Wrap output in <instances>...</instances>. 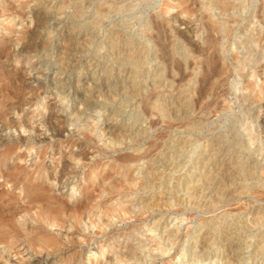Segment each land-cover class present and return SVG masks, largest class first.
<instances>
[{
  "label": "rangeland",
  "instance_id": "1",
  "mask_svg": "<svg viewBox=\"0 0 264 264\" xmlns=\"http://www.w3.org/2000/svg\"><path fill=\"white\" fill-rule=\"evenodd\" d=\"M164 3L0 0V263L264 264V0Z\"/></svg>",
  "mask_w": 264,
  "mask_h": 264
},
{
  "label": "bare ground",
  "instance_id": "2",
  "mask_svg": "<svg viewBox=\"0 0 264 264\" xmlns=\"http://www.w3.org/2000/svg\"><path fill=\"white\" fill-rule=\"evenodd\" d=\"M47 1V0H46ZM164 6H165V12L166 13H168V11H170L171 9H172V6H170L169 5V3H167L168 2V0H164ZM192 4V3H191ZM190 4V5H191ZM53 5H55V4H53ZM195 5V4H194ZM194 5H192V7H194ZM196 6V5H195ZM192 9H194V8H192ZM195 11V10H194ZM190 12V11H189ZM192 12H193V10H192ZM167 15V14H166ZM47 17H49V16H47ZM36 18V17H35ZM169 20V19H168ZM160 23V22H159ZM63 24V23H62ZM154 24H155V22H154ZM163 24V23H162ZM204 24H205V22H204ZM156 25V24H155ZM66 26V25H65ZM68 26V25H67ZM158 26V25H157ZM165 26V25H164ZM65 28V27H64ZM155 28H157V27H155ZM159 28H160V26H159ZM159 28H158V30H159ZM34 30V29H33ZM60 30V29H59ZM62 30V29H61ZM65 30V29H64ZM165 30V29H164ZM67 31V30H66ZM167 31V30H166ZM34 32V31H33ZM59 32V31H58ZM69 32V31H68ZM168 32V31H167ZM62 33V32H61ZM72 34V33H71ZM167 34V33H166ZM65 35V34H64ZM63 35V36H64ZM116 35V34H115ZM74 36V35H73ZM218 36V35H217ZM62 37V36H61ZM71 37V36H70ZM68 38V37H67ZM77 38V37H76ZM154 38V37H153ZM72 39V38H71ZM219 39V38H218ZM81 40V39H80ZM60 41V40H59ZM72 41H74V40H72ZM212 41H213V39H212ZM77 42V41H76ZM79 42V41H78ZM62 43V42H61ZM68 43V42H67ZM74 43V42H73ZM124 43V42H123ZM58 44V43H57ZM85 44V43H84ZM161 44V43H160ZM138 45V44H137ZM162 45V44H161ZM167 45V44H166ZM59 47V46H58ZM62 47V46H61ZM69 47V46H68ZM121 47V46H120ZM140 47H141V45H140ZM161 47V46H160ZM69 49L70 48H68V50L67 49H65V48H60V55H59V57H61L60 58V60H66V59H68V60H72L73 59V55L71 54V53H69ZM76 49V48H75ZM142 49V48H141ZM163 49H164V47H163ZM165 50V49H164ZM167 50V49H166ZM165 50V51H166ZM139 51V50H138ZM142 51V50H141ZM83 53V52H82ZM128 53V52H127ZM80 54V53H79ZM82 55V54H81ZM121 55V54H120ZM119 55V56H120ZM145 55H146V53H145ZM211 55V54H210ZM139 56V55H138ZM171 56V55H170ZM167 57V56H166ZM215 57V56H214ZM214 57H213V59H214ZM77 58V57H76ZM164 58V57H163ZM169 58V57H168ZM206 58V57H205ZM124 59V58H123ZM167 59V58H166ZM219 59V58H218ZM125 60V59H124ZM207 60V59H206ZM211 60V59H210ZM83 61V60H82ZM169 61V60H168ZM94 62V61H93ZM133 63V62H132ZM77 64H79L78 62H77ZM96 63H94V65H95ZM218 64V63H217ZM88 65V64H87ZM170 65V64H169ZM205 65V64H204ZM211 65V64H210ZM76 66V65H75ZM79 66V65H78ZM180 66V65H179ZM178 67V66H177ZM204 67V66H203ZM212 67V66H211ZM216 67V66H215ZM218 67V66H217ZM170 68V67H169ZM178 68H180V67H178ZM182 68L183 67H181V70H182ZM67 69H68V67H67ZM74 69V68H73ZM176 69V68H175ZM77 70V69H76ZM89 70V69H88ZM98 70V69H97ZM163 70V69H162ZM167 70V69H166ZM165 70V71H166ZM212 70V69H211ZM73 71V70H72ZM87 71V70H86ZM168 71V70H167ZM213 72H215L214 70H212ZM212 71H211V73H212ZM217 71V70H216ZM22 72V71H21ZM182 72V71H181ZM137 73V72H136ZM158 73V72H157ZM216 73V72H215ZM214 73V74H215ZM257 73V72H256ZM66 74V73H65ZM170 74V73H169ZM205 74V73H204ZM182 75V74H181ZM210 75H212V74H210ZM94 76H95V78H96V74H94ZM99 76V75H98ZM122 76V75H121ZM154 76V75H153ZM214 76V75H213ZM85 77V76H84ZM135 77V76H134ZM149 77V76H148ZM151 77V76H150ZM68 78V77H67ZM72 78V77H71ZM147 78V77H146ZM160 78V77H159ZM250 78V77H249ZM64 79V78H63ZM97 79V78H96ZM101 79V78H100ZM156 79H158V78H156ZM72 80V79H71ZM125 80H127V79H125ZM209 80H210V78H209ZM70 81V80H69ZM73 81V80H72ZM82 81V80H81ZM93 81V82H92ZM108 81V80H107ZM115 81V80H114ZM120 81V80H119ZM123 81V80H122ZM177 81V80H176ZM207 81H208V78H207ZM207 81H206V83H207ZM244 81V80H243ZM108 82H110V81H108ZM113 82V81H112ZM245 82V81H244ZM70 83H73V82H70ZM69 83V84H70ZM116 83V82H115ZM119 83V82H118ZM120 84V83H119ZM130 84V83H129ZM160 84V83H159ZM208 84V83H207ZM118 85V84H117ZM128 85V84H127ZM130 86H132V85H130ZM162 86V85H161ZM122 87V86H121ZM136 87V86H135ZM129 88V87H128ZM123 89H125L126 91H128L127 90V87L126 88H124L123 87ZM135 89V88H134ZM146 89V88H145ZM205 89V88H204ZM244 89L246 90V91H250V93H252L253 94V96L256 98V99H262V98H264V88L262 87L261 88V90L259 91H257V89H256V86H255V83L253 82V81H249V82H246V84L244 85ZM73 90H74V88H73ZM113 91H114V89H113V86H111V85H103L102 83L101 84H98V83H96V81L94 80V78L93 77H85V79H84V82L82 83V82H79V83H77V86H76V91H75V93H74V95L76 94V96H78V98H79V100L80 101H82V104H81V106H82V113L84 112V114L85 113H88V112H90V111H94V110H96L98 107H100V106H102V105H100L98 102H97V100H98V98H97V96H96V93L97 92H100V93H108L109 95V97H108V100H110V99H112L113 98ZM121 91V90H120ZM143 91H144V89H143ZM142 91V92H143ZM119 92V91H118ZM203 93H204V90H203ZM202 93V94H203ZM249 93V94H250ZM124 94V93H123ZM184 95H185V93H184ZM122 96H124V95H122ZM188 97V96H187ZM127 100V99H126ZM3 101V100H2ZM79 102V101H78ZM100 102V101H99ZM180 102V101H179ZM168 103V102H167ZM166 104V103H165ZM104 105V104H103ZM166 106V105H165ZM115 107V106H114ZM14 109H16V108H14ZM134 109H135V107H134ZM118 110V109H117ZM122 110V109H121ZM170 110H171V108H170ZM177 110V109H176ZM180 111V110H179ZM192 111V110H191ZM4 112V111H3ZM6 112V111H5ZM167 112H169V111H167ZM173 111H171V113H172ZM255 112V111H254ZM175 113V112H174ZM185 113V112H184ZM176 114H178V113H176ZM188 114V113H187ZM139 115V114H138ZM172 115H175V114H172ZM182 115V114H181ZM250 115V114H249ZM114 116V115H113ZM116 116V115H115ZM124 116V115H123ZM170 117V116H169ZM252 117V116H251ZM135 118H136V116H135ZM121 119V118H120ZM124 119V118H123ZM141 119V118H140ZM112 121V120H111ZM119 123V122H118ZM110 124V123H109ZM120 126V125H119ZM241 126H242V128H243V130H244V132H245V134H246V136L247 137H249V136H252V135H254V133H253V131H252V129H253V124H252V122H251V119L249 118V117H247L246 119H244L243 121H242V124H241ZM107 127V133L108 134H110L111 136H113V135H115V132H117V128L116 127H113V125L110 127V126H106ZM4 129V128H3ZM7 130V129H6ZM33 131V130H32ZM126 132V131H125ZM130 132H132V130L130 131ZM134 132V131H133ZM20 134V133H19ZM28 135V134H27ZM54 135H55V133H54ZM132 135V134H131ZM1 136V135H0ZM29 136V135H28ZM36 138V137H35ZM48 138V137H47ZM128 138V137H127ZM55 139V138H54ZM12 140V139H11ZM86 140V139H85ZM250 140H252V139H250ZM249 140V141H250ZM119 141V140H118ZM178 141V140H177ZM19 142V141H18ZM51 142V141H50ZM36 143H38V142H36ZM178 143V142H177ZM27 144V143H26ZM184 144V143H183ZM214 146V145H213ZM2 147V146H1ZM37 148V147H36ZM51 148V147H50ZM211 148V147H210ZM175 149V148H174ZM179 149V148H178ZM20 151V150H19ZM161 152V151H160ZM175 152V151H174ZM209 152H211V151H209ZM208 152V153H209ZM213 152V151H212ZM182 153V152H181ZM215 153V152H214ZM226 153V152H225ZM165 154V153H164ZM169 154V153H168ZM176 155H177V153H176ZM208 157V156H207ZM215 157V156H214ZM205 159H206V157H205ZM216 159V158H215ZM218 159V158H217ZM129 160V159H128ZM224 160V159H223ZM127 161V159H124L123 160V162L125 163ZM225 161V160H224ZM228 161V160H227ZM156 162V161H155ZM202 162V161H201ZM212 161H210V160H208V159H206L205 160V163H204V168L206 169L207 168V170L208 169H210V168H208V167H210L209 166V164L211 163ZM226 162V161H225ZM235 162V161H234ZM1 163V162H0ZM156 164H158V162L156 163ZM166 165V161H162V165H161V167H164ZM7 166V165H6ZM160 168V167H159ZM224 170V169H223ZM67 170L65 169V172H66ZM206 171V170H205ZM225 171H227V170H225ZM64 172V173H65ZM217 172V171H216ZM224 174V173H223ZM223 174H221V175H223ZM158 175L159 176H161L159 173H158ZM205 175V174H204ZM80 176V175H79ZM75 177V176H74ZM5 178V177H4ZM11 178V177H10ZM63 178V177H62ZM116 178V177H115ZM210 178V177H209ZM152 179H153V177H152ZM225 179V178H224ZM118 182V181H117ZM158 182V181H157ZM210 181H208V180H206V183L203 185V187H205V186H207V188H205V189H203V191H202V197H200L201 199V201L200 202H206V201H211V200H213V199H218V198H221V199H223V198H225V197H227L230 193L228 192V191H225V192H219L218 193V191H217V189L216 190H214V189H212L211 187H213V184H211V183H209ZM61 183V182H60ZM220 183H222V182H220ZM220 183H218V184H216L217 186H218V188H220L219 186H221V184ZM147 184V183H146ZM165 185V184H164ZM173 186V185H172ZM202 186V185H201ZM57 187V186H56ZM60 187V186H59ZM189 188L191 187V186H188ZM198 187V186H197ZM202 187V188H203ZM55 189V188H54ZM163 190H162V192L159 194V195H157L156 196V198H154V201L155 202H157L156 204H164V202H168V200H170L171 198H172V195H171V193H169V187H165V188H162ZM192 189V188H191ZM194 189H196V188H194ZM58 190V189H57ZM218 190H220V189H218ZM21 191V190H20ZM100 191V190H99ZM173 191V190H172ZM190 191V190H189ZM224 191V190H223ZM135 192V191H134ZM232 192V191H231ZM192 193V192H191ZM189 194V193H188ZM194 195V194H193ZM192 195V196H193ZM121 196V195H120ZM154 197V196H153ZM228 198V197H227ZM106 199V198H105ZM176 199V198H175ZM178 200H180V199H178ZM182 200H183V198H182ZM190 199H188V201H189ZM219 200V199H218ZM74 201V200H73ZM153 201V200H152ZM196 201H198V200H196ZM191 202H192V200H191ZM103 203V202H102ZM172 203V202H171ZM184 203H185V201H184ZM189 203V202H188ZM195 203V202H194ZM197 203V202H196ZM83 205V204H82ZM100 205V204H99ZM152 205H153V203H152ZM155 206V205H154ZM199 206H202V205H199ZM204 206V205H203ZM107 211V210H106ZM104 213V212H103ZM84 215V214H83ZM84 220H86V219H84ZM162 221V220H161ZM209 223H211V222H209ZM163 224V223H162ZM169 231V230H168ZM208 232V231H207ZM231 232V231H230ZM5 233V232H4ZM214 233V232H213ZM229 233V232H228ZM211 234V233H210ZM231 234V233H230ZM202 235V234H201ZM209 235V234H208ZM175 236V233L174 232H170L169 233V237H174ZM204 237V236H203ZM207 237V236H206ZM226 237V236H225ZM198 238V237H197ZM205 238V237H204ZM204 238H202L203 239V241H204ZM232 238V237H231ZM115 239V238H114ZM207 239H209V238H207ZM224 239V238H223ZM224 241V240H223ZM232 241H233V239L231 240V242L230 243H228V244H225V245H227V249H228V252H227V254H225V255H223V257H222V260H226V264H231V263H233V262H235L236 261V259H237V254H236V252H237V250H236V252L234 253L233 251H235V248H237V246L239 247V244L237 245V243H235L237 246L235 247V245L232 243ZM200 242H202V241H200ZM211 242V241H210ZM197 243V242H196ZM204 244V243H203ZM77 247V246H76ZM141 246H138V247H136L135 249L133 248L132 250L131 249H128V251H127V256L128 257H130V256H133V255H135V253H136V250H138L139 248H140ZM199 247V246H198ZM70 248V247H69ZM82 248V247H81ZM199 248H201V246L199 247ZM203 248V247H202ZM194 249H196V248H194ZM69 250V249H68ZM239 250V249H238ZM205 251V250H204ZM199 252V251H198ZM70 253V252H69ZM197 253V251H195V254ZM240 253V252H239ZM203 254V253H202ZM77 255V254H76ZM5 256V255H4ZM84 256V255H83ZM82 257V256H81ZM203 257V256H202ZM3 257H1L0 256V259H2ZM7 258H8V255H7ZM35 258V257H34ZM47 258V257H46ZM84 258V257H83ZM19 259V258H18ZM7 260V259H6ZM79 260V259H78ZM238 260H239V258H238ZM241 260V259H240ZM31 261V260H30ZM34 261V260H33ZM43 261V260H42ZM76 261V260H75ZM81 261V260H80ZM69 262V261H68ZM70 262H71V260H70ZM238 263V262H237ZM0 264H2V263H0ZM17 264V263H16ZM76 264V263H75ZM79 264V263H78Z\"/></svg>",
  "mask_w": 264,
  "mask_h": 264
}]
</instances>
